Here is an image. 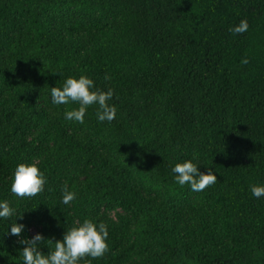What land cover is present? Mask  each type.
Segmentation results:
<instances>
[{"label":"trees","instance_id":"trees-1","mask_svg":"<svg viewBox=\"0 0 264 264\" xmlns=\"http://www.w3.org/2000/svg\"><path fill=\"white\" fill-rule=\"evenodd\" d=\"M243 19L248 30L233 34ZM81 75L113 89L114 120L99 121L95 104L83 123L68 120L79 105L53 103L51 88ZM186 160L217 182L179 185L172 168ZM33 162L44 191L17 197L15 169ZM252 185L264 186V0H0V202L15 209L0 218V264H24L19 241L34 226L47 255L116 204L132 219L96 223L109 251L91 264H264V196ZM217 193L219 227L203 209Z\"/></svg>","mask_w":264,"mask_h":264},{"label":"clouds","instance_id":"clouds-1","mask_svg":"<svg viewBox=\"0 0 264 264\" xmlns=\"http://www.w3.org/2000/svg\"><path fill=\"white\" fill-rule=\"evenodd\" d=\"M248 28L247 20L243 19L229 30L233 34H242ZM241 63L248 64L249 61L245 57ZM105 79H109V77L106 76ZM113 95L114 91L111 88L107 91L95 89L94 81L85 75H81L78 79L68 77L62 88H51L53 103L58 105L76 103L79 105L78 108L66 111V119L80 123H83L88 107L93 104L98 105L99 110L96 115L99 121L111 122L114 120L117 108L115 105L109 104ZM193 159L196 157L194 156ZM172 172L176 174L175 179L179 185L188 184L192 191H203L218 180L211 167L207 172H201L193 160L175 164ZM46 183L47 177L35 162L20 163L14 172L11 192L20 198H32L44 191ZM251 192L257 198L264 196V186L252 185ZM62 194V203L65 205L76 199V193L69 190L67 183L62 187ZM14 212L15 209L10 206L8 201L0 202V218H10ZM19 217L22 218V215ZM24 228L23 224L13 223L11 235L21 236ZM107 237L108 229L104 223H100L97 227L93 221L85 219L82 224L67 229L63 239L56 240L54 249L47 255L39 250V245L45 241L44 236L40 233H36L31 239H21L19 243L26 245L22 249L24 264H79L81 260H85V264H91V260L86 258H101L109 251Z\"/></svg>","mask_w":264,"mask_h":264},{"label":"rangeland","instance_id":"rangeland-1","mask_svg":"<svg viewBox=\"0 0 264 264\" xmlns=\"http://www.w3.org/2000/svg\"><path fill=\"white\" fill-rule=\"evenodd\" d=\"M34 135L36 139L43 144V148H47V146L50 145V140L48 135L42 133L40 128L34 132ZM125 166L127 167L128 172L131 173L132 177L137 178L136 172H134L132 168L129 165H127V163L125 164ZM73 173L79 176L80 178L84 177L83 173L75 167L73 168ZM222 200H223V196L221 195V193H217L213 198H209L208 201L209 204L203 208L206 213V216L210 218L212 221L216 222L217 227L220 226V216L222 213L220 208L221 207L220 201ZM195 204L200 205L198 201H195ZM85 219H89L93 221L95 224L98 221H105V222L107 221L108 223H112V224H120L125 219H132V214L130 212H127L120 205L116 204V205H112L111 207L105 206L103 210H101L98 216H90ZM83 221H79L80 224H82ZM32 232L35 235L37 233V227L34 226ZM133 261H135L134 256L127 260V264H132Z\"/></svg>","mask_w":264,"mask_h":264}]
</instances>
